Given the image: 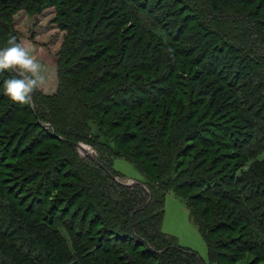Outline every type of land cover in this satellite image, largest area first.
Masks as SVG:
<instances>
[{"label":"trees","instance_id":"obj_1","mask_svg":"<svg viewBox=\"0 0 264 264\" xmlns=\"http://www.w3.org/2000/svg\"><path fill=\"white\" fill-rule=\"evenodd\" d=\"M230 3L0 0V48L23 9L65 32L54 94L12 102L0 71V264H205L162 232L169 192L210 264H264V16Z\"/></svg>","mask_w":264,"mask_h":264},{"label":"rangeland","instance_id":"obj_2","mask_svg":"<svg viewBox=\"0 0 264 264\" xmlns=\"http://www.w3.org/2000/svg\"><path fill=\"white\" fill-rule=\"evenodd\" d=\"M259 8L257 4L247 5L246 7H244V5H236L231 0L227 11L231 13L242 11L244 14L255 11L264 16V7L260 12ZM55 17V10L52 6L43 10L41 13H29L23 9L7 17L8 22L17 34V42L20 43L25 50L28 51L29 55L33 56L42 66L45 82L43 85H40L36 91L44 95H52L57 90L58 53L65 37V32H61L57 25L52 23ZM219 23L223 27V30H232V28H234V25H225L223 22ZM171 29L172 26L166 27L167 32ZM167 32L157 30L156 32L153 31V34L159 40L161 37L167 40ZM29 102L32 103L30 99ZM90 149L95 153L91 147ZM3 155L4 153L1 157H3ZM113 168L118 172V181L124 184L131 183L132 181L139 183L143 180L142 174L125 160L115 159L113 161ZM13 176L15 178V175ZM1 179H3V187L9 190L15 188V182L9 181L12 179H8L6 176H1ZM16 193H18V191H16ZM23 205L28 208L32 206V203L27 202ZM20 211L21 209L18 210V212ZM161 230L165 234L176 237L179 245L198 253L205 264H210L207 261L205 242L197 232V228L193 224L189 211L184 202L172 192H169L165 198ZM0 248L6 250V247L1 244Z\"/></svg>","mask_w":264,"mask_h":264},{"label":"clouds","instance_id":"obj_3","mask_svg":"<svg viewBox=\"0 0 264 264\" xmlns=\"http://www.w3.org/2000/svg\"><path fill=\"white\" fill-rule=\"evenodd\" d=\"M9 47L0 48V71L16 70L17 75L8 78L2 85V92L12 102L26 104L30 95L45 82L42 66L16 41L8 40Z\"/></svg>","mask_w":264,"mask_h":264},{"label":"water","instance_id":"obj_4","mask_svg":"<svg viewBox=\"0 0 264 264\" xmlns=\"http://www.w3.org/2000/svg\"><path fill=\"white\" fill-rule=\"evenodd\" d=\"M30 100H31V96H30ZM45 128H48V126H46ZM78 151L82 156H88L92 159L96 158V154L90 149V147L88 145L79 144L78 145ZM135 183L136 182L132 181L131 183H126L125 185H132Z\"/></svg>","mask_w":264,"mask_h":264}]
</instances>
